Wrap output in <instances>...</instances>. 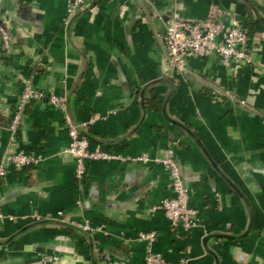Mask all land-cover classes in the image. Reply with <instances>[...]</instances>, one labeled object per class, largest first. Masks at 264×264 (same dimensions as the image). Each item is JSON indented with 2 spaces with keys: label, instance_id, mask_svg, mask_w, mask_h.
<instances>
[{
  "label": "crops",
  "instance_id": "0c3cea01",
  "mask_svg": "<svg viewBox=\"0 0 264 264\" xmlns=\"http://www.w3.org/2000/svg\"><path fill=\"white\" fill-rule=\"evenodd\" d=\"M212 6L248 30L249 59L192 57L184 77L170 74L165 19L198 20ZM66 8L0 0L11 40L8 56L0 45V264H145L148 250L167 264H264V0H89L72 17ZM24 78L65 94L90 148L115 157L88 161L77 179L64 114L45 101L26 104L13 135ZM19 151L36 161L6 160ZM167 156L197 210L189 232L153 209L174 196L154 161Z\"/></svg>",
  "mask_w": 264,
  "mask_h": 264
},
{
  "label": "built area",
  "instance_id": "2783aa9c",
  "mask_svg": "<svg viewBox=\"0 0 264 264\" xmlns=\"http://www.w3.org/2000/svg\"><path fill=\"white\" fill-rule=\"evenodd\" d=\"M88 1L67 0V16L75 15ZM224 17V11L212 6L207 14L198 20H184L177 15L165 19L163 47L170 74L184 77L188 71V60L192 57L202 59L216 57L218 63L225 67L249 59L248 30L235 22L227 23ZM0 45L3 55L8 56L11 53L10 33L2 23H0ZM30 101H45L63 112L70 138L64 151L75 161L77 179L81 180L84 177L88 161L115 157L107 151L90 148L87 135H81V131L85 132L88 129V123H80L73 119L65 94L47 93L34 87L29 78L22 79L21 93L10 117L9 128L13 135L17 132L24 108ZM139 158L145 161L149 159L146 154ZM6 160L19 167L36 161L34 156L21 151L7 155ZM154 161L162 162L167 167L170 174L169 187L174 196L161 199L153 209H163L172 230L189 232L198 223V217L197 210L188 205V188L181 169L170 156L154 157ZM0 174L3 172L1 171ZM140 235L149 241L154 238L153 233L149 232ZM144 259L145 264H167L160 254L151 250L147 251Z\"/></svg>",
  "mask_w": 264,
  "mask_h": 264
},
{
  "label": "trees",
  "instance_id": "16d2710c",
  "mask_svg": "<svg viewBox=\"0 0 264 264\" xmlns=\"http://www.w3.org/2000/svg\"><path fill=\"white\" fill-rule=\"evenodd\" d=\"M215 95L217 96V98H222L223 97L222 93H220V92H217ZM81 135H86V133L84 131H81Z\"/></svg>",
  "mask_w": 264,
  "mask_h": 264
}]
</instances>
